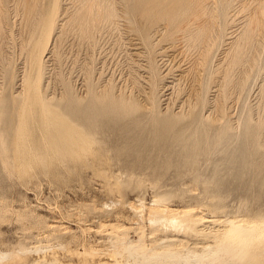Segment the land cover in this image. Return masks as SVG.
Segmentation results:
<instances>
[{"label": "rangeland", "instance_id": "1", "mask_svg": "<svg viewBox=\"0 0 264 264\" xmlns=\"http://www.w3.org/2000/svg\"><path fill=\"white\" fill-rule=\"evenodd\" d=\"M79 1L60 0L54 33L56 37L51 51L44 57L41 86L45 103L64 114L65 119L61 120L71 121L66 113L77 105L81 107L78 108L80 111L89 105L94 110H89L87 116L95 117L96 122L87 123L86 114L85 118H80L82 126L78 127L77 133L86 135L81 139L84 146L77 151L67 150L63 153L52 147L50 152L45 148L46 143H51L50 139L44 137L45 133L41 137L36 132V140L32 137L36 142L31 140L32 144L36 143L32 145V151L35 150L32 153L36 157L31 162L28 157L18 155L15 149L18 116L15 106H18L16 104L20 99L18 91L22 90V77L29 66L32 35L28 32L31 27L27 28L25 18L31 15H27L29 9L27 11L26 8H30L33 0H17V15L13 13L11 0H0V141L8 161L6 158L5 161L1 160L4 156L0 153V256L6 254L0 257V264H34L39 259L53 264H96L100 260L111 259L109 255L116 236L132 241L143 239L147 243L165 235L171 236L173 234L164 231L160 224L152 226L150 223L149 207L154 206V200L158 199L161 203L157 202L159 207L196 208V212H201L208 219L233 215L264 216V145L258 144L264 136L254 135L255 129L246 139L241 134V128L247 121H251L249 125L254 127L260 124L264 115V49L263 53H257L254 69L240 88L241 95L237 89L235 91L228 86L230 77L227 78L226 72L220 69L227 70L230 60L225 59V54L226 58L230 57L227 51H231L236 44L233 40L240 39L248 29L244 27L248 14L244 13L251 0H247L250 1L248 3L246 0H233L234 6L244 1L247 6L240 4L239 9L232 6L234 10L230 8L219 26L199 22L217 30V34L212 30V34L216 35L215 38L211 37L213 43L207 46L208 65L207 68L206 65L202 66V70L198 67L201 65L203 47L198 54L195 52L198 47L194 45L203 46L204 43L198 42L201 41L199 35L200 40L197 37V41L192 39L194 32L198 34L200 24H186L182 20L181 24L179 19H168L167 22L157 21L154 27H147L139 19L137 21L134 0H101L104 3L99 4L104 7H99L102 9V13L98 11L99 15L95 12L98 9L96 1L99 0H91L96 6L93 17L96 14L99 22L100 17L102 19L101 23L97 21L98 24L95 22L91 26L92 15L83 14L90 0L87 4L84 2L87 8L82 6V0ZM24 2L28 5L25 8L22 6ZM105 2L115 3L114 6L107 3L118 10L119 17L116 20L111 17L114 22L110 17L109 21L102 18L108 14L109 7ZM253 5L255 7L257 4ZM77 7H85L81 11L82 17H79ZM105 9L106 14L103 12ZM87 16L90 19L88 23ZM179 23H184L186 28L184 25L178 26ZM191 24L198 27L194 28L197 31H192ZM184 32L190 33L187 35ZM260 39H264V36ZM225 60L226 64L223 63ZM16 75L21 79L18 80ZM194 80L196 83L198 80V85L193 83ZM226 80L225 84L223 81ZM108 85L111 96L106 103L98 92L109 89H105ZM198 86L202 88H196ZM228 88L235 95L230 94ZM191 89L195 94L199 89V99H203L200 102L205 107L200 105L198 114H195L196 121L188 124L190 119L185 116L190 111L188 106L191 107L187 103L191 97L188 94L193 92ZM219 97L220 100L223 98V103L226 102L225 106L221 102V108L216 103ZM132 99L138 101L141 112L121 114L125 101L130 103ZM215 105L222 113V120L225 117L227 120L229 115L235 119L215 123L214 126H219L217 129L200 125V119L205 120L206 115L213 113L211 107L216 108ZM227 106H230V110ZM252 112L259 118L254 117ZM181 118L174 132H165V123ZM231 120H235L238 126L240 121L239 133L235 135L237 130L230 129V140L229 133L220 138L218 134H222V130L235 124ZM232 136L238 139L233 140ZM55 141L52 140V143ZM216 141L219 143L216 144ZM15 152L20 158L15 156ZM152 230H155V235L150 234ZM142 233L146 235L143 237ZM191 235H180V246L186 245ZM257 253L261 254L257 256L260 258L258 264H264V246Z\"/></svg>", "mask_w": 264, "mask_h": 264}, {"label": "bare ground", "instance_id": "2", "mask_svg": "<svg viewBox=\"0 0 264 264\" xmlns=\"http://www.w3.org/2000/svg\"><path fill=\"white\" fill-rule=\"evenodd\" d=\"M102 1L101 0L96 1V2H98L97 3L98 9H97L96 6L94 7L95 4L93 2H91V0L89 3L93 4V5L90 6V4H88L87 5L88 8L85 6L88 3V0L87 1L82 0V4L84 2L86 3V4L84 3L82 6H85L87 8V11H84V13H83L84 16H85V13H86V15L89 14L88 16L92 15L91 16V19H92V17L94 16L93 11L95 8H96V11H95L96 13H98V11H100V10H101L100 12L102 13V9H103L102 7H104V5L101 7V5L104 3ZM241 1H243V0H241ZM253 1L254 0H251V2L248 1V2H250L249 6L251 4V7L248 6V8L245 7V6H247L246 3H248L247 0H246V3H245V1L243 3L245 5L244 6L245 9L247 8V11H248V12L246 11L245 13L243 12L245 15H246V13L248 14L245 17L247 19V21L245 20V23H247V25L244 24L245 25L244 27L247 26L248 29L244 28L242 26L245 30L247 29L245 32L243 31L244 34H242V35L244 37L241 35V33H242L241 32L240 35H241V38L243 37L242 39L238 38L237 41L232 39L234 42H236V44L235 45L233 44L234 46L232 47V50H231V48H229L231 51H227V52H230V57L227 56V58H226V54H225V59L226 60L229 59L230 61H228V63L226 62V60L223 62V63L226 62L228 64L227 66L225 65L227 67V70H226V68H224L225 69L224 70L223 68L220 67V69H222L221 71L226 72V75H225V73L223 75L227 76V78L230 77L229 82H228V86L230 85L231 89H232V87L234 90L237 89L239 91V92H237L239 95H241L240 94L241 93L240 88L245 84V82H247V79L250 77L251 72L254 69L253 63L256 59V56L259 55L257 53L258 52L260 53V51L263 53V51H264L263 50L264 49V39H260L261 36H264V1L262 2L261 0H259V1L255 0L256 2H254V3H253ZM11 2H12L13 13L15 15H17V11H18L17 5L19 4L18 3L19 1L17 2V0H11ZM94 2H95V0H94ZM99 2L100 3L102 2V4H99ZM109 2H111V0ZM109 2H105L106 5L110 8L109 9L105 6L107 8L108 14H106V12H107L106 9L103 10V12L105 11L104 13L107 16L105 15L106 17H102V18H104V20L106 18L109 21V17L110 18L113 17L114 20H116V17H119V16H117L118 10L116 7H113V8H111L112 6L110 7L111 4L115 5V3L110 4ZM134 2H135V4H134ZM134 2H133V4L135 5V9L137 11V17H138L137 21L139 19L143 23V25L145 24V26H147V27H151V26H153V24L156 25L155 23L159 20L160 21L163 20V22L165 20L167 22L169 20L175 21L177 19L180 20V23L182 20V21H186L185 22L186 24H187V22H189V24H190V22H194V24L196 23L195 24L196 26L197 25L199 26V24L201 25V27H199V29H198V27L192 26L193 24L190 25L191 28H193L192 31L195 30L196 28L198 29L197 35H196V32L193 31L195 33V36H194V33H192V35L194 36L192 39L197 41L200 37L201 41H198V42L203 41V43H204L203 46L194 45L195 47L199 48V49L196 48L197 50H195V52L197 51L198 54H199L198 50H200V48L203 47V49L201 48L202 49L201 54L203 55V56H201L202 61L200 60L201 63H199L200 61L198 62L199 64H201V65H199L200 67H198V69L201 68V70L203 69L202 66L204 67L206 65V57L208 56L207 46H209V45H211V43H213V41H212L213 39L211 37L215 38V35L217 34L216 33L217 30L216 31L214 30L215 27H211V29H210V27L208 26L209 27L208 28L206 25L217 24V26H219L218 25L219 22H221L222 18L229 13V10H231L230 8L233 9L232 6H234V4H235L234 3L235 1L233 2V0H134ZM211 2H213V3H211ZM232 2L234 3L233 5H232ZM107 3L110 5H108ZM252 3L253 4L256 3L257 5L254 7V5ZM240 4L243 6V4L239 2L238 5H240ZM26 5L27 4L25 2H24V4H22V6L24 8ZM238 5H235L236 7L235 6L234 7L237 9ZM29 6H30V8H26L27 11L29 9V11H28L29 13L25 10H24V12H27V15L28 14L30 15V13H31V15L29 17H26L28 19L25 18V20H26L27 28L31 27V29L28 28L29 29L28 32L32 36H31L30 46H29V50H30L29 55L30 56L28 55L29 60L27 59L29 61V64H28L29 66L27 68L28 71L25 73V70H24V72H23L25 74L22 77V83L20 85V86H22L21 87L22 90L20 89L21 91H18L20 94V99L18 101V104H16L18 106L17 107L15 106V109H17L16 115H18L17 116V123H16L17 124V127H16L17 132H16V144H15L16 148L15 149L17 150V154L19 153L18 155H20L21 157L26 156V157H28L27 159L32 162L33 160H35L33 158L36 157V155H33V153H32L35 151V150L32 151V149H33L32 145L35 146L36 143L32 144L31 140L33 142H36V141H34V140H36V137H35V134H37L36 132H38V135L40 133L41 137L45 133L46 135H44V137L46 136L50 139L51 143H46V145L44 143L46 150L50 151V150H52V147H53V149L55 147L59 152H63V153H64V151H67V150H76L77 151V150H79L78 149L79 147L84 146L81 139H83L84 136L86 135V134L80 133V132L77 133V130L79 129L78 127L82 126L81 125L82 121H80V118L81 117L85 118L84 115L86 114L85 116L87 117V119H86L87 123H90V124L95 123L96 118L87 116V112H89V110L93 109L94 108L93 106H92L93 107L92 108L89 105H88V107H87V105H85L87 108H85V109L83 108L80 111L78 108H81V107H79V105L76 104L77 105L76 107H74L73 109L68 111V114L66 113V115H68V119H71V121H63L65 119L63 117L64 114H62L61 112H60L61 113L60 114L58 109H57L58 110L57 111L56 109H54V107L52 105L45 103V100H44L45 96L43 94V90H42V86H41L42 78L44 75V68H45L44 61L46 60V59L44 60V57H46L47 53L49 51H51L50 49H52L53 40L56 37V36H54V33L56 30V19L59 15V12H60V0H33V3L31 2L29 4ZM81 7L80 8L77 7L78 8L77 11L80 13V16L74 14L76 17L77 16L82 17L81 11L83 10V8L85 10V7H83V8H81ZM99 7H101L102 9H100ZM79 9H81V10H79ZM240 11H242V10H240ZM95 12H94V14H95ZM101 13H100V15H101ZM21 14H22V12H21ZM236 14H234V15H236ZM97 15H99V13ZM97 15L95 14L96 17L95 18L93 17V19L91 21H90L89 17L87 16L88 17L87 23H88V21H90L92 23V24L90 23V25L94 26L93 23H95V22L97 23V21L99 20ZM205 15H207V16H205ZM24 16H26V14H24ZM101 16H103V15H101ZM204 17H206V18H204ZM73 18H74V16H73ZM75 18H74V20H75ZM83 18L86 20V17H83ZM113 18H111L112 21H113ZM79 19L77 21H79ZM94 19H96V21ZM111 19H110V21H111ZM28 20H30V21H28ZM74 20H73V22H74ZM93 20H94V22H92ZM101 20L102 19L100 17V22L99 21L98 22L101 23ZM82 21L83 20H81V22ZM202 21L203 22L205 21V23L207 22L206 25L199 23ZM208 22H210V23H208ZM180 23L178 26H180L182 24V23L181 24ZM157 24H159V23H157ZM78 25H81V24L78 23ZM169 25H172V24H169ZM183 25L186 28V25L184 23H183ZM183 25H181V26H183ZM84 26H85V24H84ZM187 26L189 27V25H187ZM214 26H216V25H214ZM84 28H87V27H84ZM84 28H83V30H84ZM212 28H214V29H212ZM88 29H89V27L87 28V30ZM150 30H149V32H150ZM212 30L215 31V33H216L215 35H213L214 33L212 32ZM242 30L243 29L241 28V31ZM90 31H91V29H90ZM195 31H197V30H195ZM186 33L187 32H184V34H186ZM189 33H187V35ZM192 35H190V36H192ZM198 35H199V37H198ZM190 36H188L189 39H191ZM258 36L260 38L255 39ZM195 37H197L198 39L197 38L195 39ZM13 41H15V40H13ZM22 41L24 42L25 40H22ZM214 41H215V39H214ZM23 42H21V43H23ZM192 42L194 43L195 41H192ZM187 43H189V42H187ZM193 43H192V46H193ZM17 45H19V43ZM231 46H232V42H231ZM17 47H19V46H17ZM21 47L22 46H20V48H19L20 50H22ZM25 49H26V47H25ZM226 49H228V47ZM16 50H17V48H16ZM194 54H197V53H194ZM200 55H199V57H200ZM227 55H228V53H227ZM201 57L199 59H201ZM261 57H262V54H261ZM198 63H196V65ZM194 64H195V62H194ZM194 64H193V66L195 67L196 65H194ZM221 64H222V62H221ZM207 65H206V68H207ZM193 66L191 67L192 70H193ZM258 68H259V66H258ZM191 69H190V71H191ZM198 69H197V72H198ZM216 69H218V71H220L219 68H216ZM259 69H261V67ZM203 71H205V70H203ZM218 71H215V73ZM198 73H200V71ZM231 73H232V75L234 74L235 76L230 75ZM13 75H14V72H13ZM217 75H219V74H217ZM217 75H216V77H217ZM225 76H223V77H225ZM191 77H192V75L190 76V78ZM199 78L202 79V77H199ZM11 79H12V77H11ZM17 79H18V76H17ZM17 79H16V82H19V81H17ZM20 79L21 78H19L18 80H20ZM191 79H193V78H191ZM218 79H216V80H218ZM195 80L193 83L198 85V80H197V83ZM213 80L215 81V79H213ZM227 81L228 80L223 81V82H225V84H226ZM199 84H201V81H199ZM262 84H263L262 87L264 90V80H263ZM216 85H218L217 82H216ZM191 86H192L191 88H194L193 85H191ZM199 86L196 88L201 89L202 86H201V88ZM106 88H109V89L103 90V91L101 90L98 92V96L104 100L103 102H106L107 100L109 101V98L111 96V95H109V92H108L110 90V86L108 85V87H105V89ZM199 89L197 92L198 94H200ZM228 89L231 91L230 88H228ZM194 90H195V88H194ZM194 90H192L193 92L188 94L191 96V97H189L190 101L188 100V95H187V99H186V100H188L187 103H190V106H191L190 108L188 106V110H190V111H188V114L184 112L185 114H187V116H185V117H188L190 119L188 121L189 122L188 124H190V123L192 124V122L196 121L197 118L195 120H194V118H195V114L197 113V108L200 107V105L204 106L200 102L203 99L200 100L199 99L200 95L195 94ZM263 90H261V92ZM219 93L221 94V92H219ZM228 93H230V92H228ZM230 94H232V91ZM232 95H235V94L233 93ZM232 95H231V97H233ZM91 96H93V95L91 94ZM217 96H219V95H217ZM69 97L71 98V95H69ZM85 97H87V96H85ZM201 97H202V95H201ZM220 97L217 98V100L214 99V104L219 103V107L221 108V106H222L221 104L223 103V101H221V100L223 98L220 100ZM224 97H225V92H224ZM113 98L114 97H112L111 99H113ZM124 98H122V99H124ZM238 98H240V97L238 96ZM263 98H264V96H263ZM72 99H73V97H72ZM215 100L216 101L219 100V101L215 103ZM259 100H260V98H259ZM132 101H133V99H132ZM205 101H206V99H205ZM224 101H225V99H224ZM76 102H79V104L81 103V101H77V100H76ZM126 102H129V101H125V103H124L125 105L123 104L124 107H123V110L120 111L121 114L125 115V114L133 113L136 111L141 112L142 107L138 104V101L136 102V100H135V101L130 102V103H126ZM122 103H123V101L121 102V104ZM187 103L185 104V106L187 105ZM202 103H204V101ZM263 103H264V101H263ZM214 104L212 102V106ZM223 104L225 106L226 102ZM262 105L264 106V104H262ZM219 107L218 106H216V108L211 107L214 109L213 113L212 112L210 113V111H212V110H210L209 111L210 114L208 113L209 115H206L207 118L205 120L200 119L201 120V121H199L200 125L203 124L204 127L205 126L208 128H210V127L214 128L215 127L217 129L219 126H214L215 123H219V122L222 123L224 120L227 121L229 118H231L229 115L228 119L226 120L225 119L226 117L224 116L225 118H224V120H222L223 116H222V113H221ZM229 107L227 106V108L230 110ZM255 107H254V110H256ZM70 108H72V106ZM224 108H226V107H224ZM258 108H260V107H258ZM64 109H65V107H64ZM251 109H252V107H251ZM257 111H259V109H257ZM201 112H203V111H201ZM225 112H227L226 109H225ZM203 113H205V112H203ZM227 113H229V112H227ZM93 114H95V112ZM252 114H253V112H252ZM254 114L256 115V112ZM254 114H253V116L257 117V119H258L259 117L255 116ZM201 115H203V114H201ZM225 115H226V113H225ZM254 117H253V119H254ZM262 117L263 118H262V120H260L261 121L260 124H256V125H254V127H250L249 124L251 121H247V123H245L244 127H242L243 129L241 128L242 138L244 137V139H246V137L250 134L251 130H253V129H255L254 135L263 134V136H264V115L263 114H262ZM62 118H64V119L61 120ZM233 119H235V118H233ZM241 119L242 118H240V120ZM181 120H182V118L177 119V120H173L169 123H165L164 124L165 132L167 133L168 131H173L174 128L176 127V125L179 124V122H181ZM225 121H224V123H225ZM231 121L234 122L235 120L234 121L231 120ZM83 123L87 124L85 122H83ZM236 123L237 122L235 121V124ZM235 124L233 123L232 127H227L224 130H222V134H221V132H220V134H218L220 136V138L226 136L225 134L229 133L228 135H229V140H230V136H231L230 129H234L235 131L237 130L235 135L238 134L240 121H239V126L237 124H236L237 126H235ZM198 126H199V124H198ZM197 127H195V128L197 129ZM73 133H75V134H73ZM32 137H34L35 139L33 140ZM232 137H233V140L238 139L235 136H232ZM52 140H56V141L54 143H52ZM41 141H43V139ZM218 143H219V141H216V144H218ZM258 144L264 145V137L262 138V140H260L258 142ZM2 146H3L2 141H0V153L3 154V156H4V158H2L3 156L1 155L2 156L1 160L5 161V158H6V156L4 155L5 149ZM37 146H39V145H37ZM229 147H231V146H229ZM56 149L54 150L55 152H57ZM18 150L20 152H18ZM226 150L228 151V147ZM50 152H52V151H50ZM59 152H57V153H59ZM17 154L15 152V156ZM18 155L16 157H19ZM6 161H7V158H6ZM157 202L159 203L160 199L154 200V203L152 204L154 206L149 207V209H150L149 213L151 215L150 223L152 224V226L160 224L164 231L171 232L173 235H171V236L165 235L162 238L154 239L151 243H149V242L147 243L143 239H138V241H132L129 239H127V240L124 239L126 237L122 238V237L116 236V239L114 240V242L115 241L116 242L115 243L112 242L113 245H112L111 253L109 255V256H111V259L110 260L109 259L100 260L96 264H258V262L260 261L259 257L261 254H258L257 252H258V250H260L264 246V216L257 217V216H251V215H249V216H247V215L246 216H244V215L226 216L225 215L226 217L223 219L222 218H212V219L210 218V219H208L206 216H204V214H200L201 212L200 213L196 212L197 211L196 208H195L196 209V211H195V209H193V208H188V209L180 208L179 209V208H173V207H170L167 205H164V207L163 206L159 207L158 205L159 204L161 205V203L157 204ZM242 207H243V209H245V205H243ZM246 207H247V205H246ZM248 207H250V206H248ZM143 208H145V207H143ZM144 210L145 209H143V211ZM236 214H237V212H236ZM154 233H155V230H152L150 232V234H154ZM147 234H149V233L147 232ZM187 234L188 235L192 234L191 235L192 237L188 236L190 239L187 242V244L184 246L183 245L180 246V244L182 243V239L179 236L180 235L187 236ZM145 235L146 234L142 233L143 237ZM38 248L36 250H38ZM36 250H35V252H37ZM5 255L6 254H4L3 256H0V257H4ZM258 255H259V257H257ZM2 260H3V258H2ZM34 264H53V262H48L45 259H39Z\"/></svg>", "mask_w": 264, "mask_h": 264}]
</instances>
